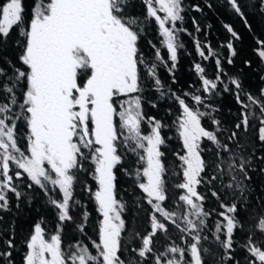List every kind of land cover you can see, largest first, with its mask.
<instances>
[{
	"label": "snow or ice",
	"instance_id": "6c2138e0",
	"mask_svg": "<svg viewBox=\"0 0 264 264\" xmlns=\"http://www.w3.org/2000/svg\"><path fill=\"white\" fill-rule=\"evenodd\" d=\"M139 2L142 18L132 11L136 0H33L28 15L24 0H0V212L10 211L9 194L17 201L25 196L20 186L27 181L57 220L51 234L33 225L21 264H264V87L256 94L245 88L243 68L251 69V60L235 74L224 66L235 64L234 41L241 36L223 25L231 37L220 44L227 56L194 38L200 60L214 61V74L194 62L199 88L178 92L171 85L178 82V53L185 47L180 34L191 35L180 26L184 0ZM225 2L251 30L240 0ZM246 6L264 16V0ZM192 10L203 9L197 4ZM149 21L161 38L159 46L147 42L151 61L141 43ZM192 24L199 33L195 17ZM14 30L15 60L3 55ZM256 44L264 73V40L257 37ZM259 79L264 82V74ZM224 94L238 106L227 123L211 103ZM157 101L169 105V114L175 105L171 125L146 114L145 105L156 108ZM171 127L180 145L172 153L174 183L162 150L168 139L162 130ZM129 154L135 160L125 166ZM117 169L141 194L133 204L147 214L142 231L128 229L131 209L118 193ZM78 185L98 214L94 239L87 237V209L79 222L71 214L81 205ZM206 193L220 210L206 207ZM67 224L79 237L66 244ZM173 230L180 243L169 235ZM15 250L14 238L0 239V264H15Z\"/></svg>",
	"mask_w": 264,
	"mask_h": 264
},
{
	"label": "trees",
	"instance_id": "16d2710c",
	"mask_svg": "<svg viewBox=\"0 0 264 264\" xmlns=\"http://www.w3.org/2000/svg\"><path fill=\"white\" fill-rule=\"evenodd\" d=\"M32 2L33 0H24V6L26 8L25 15H28L27 10L31 8ZM240 3L243 11L245 12L248 23L251 25V30H249L240 17L230 9L225 0H184V7L186 9L184 13L185 20L180 26L185 27L188 30V33H191V35L186 33L180 34V40L185 45V47L180 49L178 53V67L175 70L176 79L178 82L171 85L172 88L178 92L182 90H190L195 92L199 88L198 77L195 75L193 70L194 62H200L202 66L206 68V72L209 77L214 74V61H201L195 51L193 40L196 38L199 39L201 43L210 44L214 50L221 52L223 56H227V49L220 48L221 42H227L229 39H231L230 35L223 27L225 23L230 24L241 36L240 40L234 41V45L238 53V55L235 57V64L229 66L225 61V68L230 74H235L241 71L243 68L242 61L249 59L252 61V68H243V82L245 88L251 91L253 94H256L258 89L264 87V82L259 79V76L264 73H261L260 69L257 67L260 62L253 52V49L257 47V37L261 40H264V16H261L259 13H256L252 9L248 8L246 6L247 0H240ZM197 4L203 9L201 12L192 10L193 5ZM208 4H211L212 6L208 7ZM132 11L135 15L142 18L146 10L139 0H136V6L132 9ZM193 17H195L200 24L201 31L199 33L195 31L192 24ZM146 28L147 31L144 34L141 43L144 50L148 54L147 58L149 61H151L153 59L152 53L154 49L147 42L148 40H152L154 44L159 46L158 41L161 38L158 37V30L154 21H149L146 24ZM17 39L18 36L14 30L9 39V43L6 46V50L3 53V55H6L13 60H15L16 49H14L12 45ZM162 53L164 54L165 59H167V53L165 49H162ZM159 75L166 85L171 83L170 76L167 70L163 67L159 69ZM149 98L156 100L157 94L149 91ZM157 103L159 106L156 108L146 104V114L148 116H155L166 125H171V122L176 115L175 105H172V112L169 114V105L160 101H157ZM211 103L214 106L220 108V112L216 115L223 122L227 123L228 121L235 119L234 114L238 111V106L231 95L224 94L221 97H216L211 101ZM204 123L206 127H211L207 120H205ZM21 131H23V129H21ZM162 134L168 138L166 145L162 147V150L166 152L165 163L170 169V180L173 183L178 182L177 177L171 176V171L174 168V164L178 163V161H175V157L172 153L180 149L179 142L175 136V128H164L162 130ZM21 147H23V144H21ZM134 160L135 157L131 156V154L126 155L125 166H128ZM117 178L118 193L125 201L129 203V207L131 209L126 214L128 229L130 231H142L145 227H147V214L145 212L136 211L135 205L133 204V201L139 199L141 194L139 193L138 189H136L134 192L132 180L125 176L119 169H117ZM254 180L257 184L260 183V179L258 177H254ZM88 182L92 183L90 179ZM26 183L27 181L21 183L20 186V190L25 193V196L20 201H17L12 194H9V197L12 201L10 211L6 213L0 212V216L3 217V219L0 220V239L9 238L10 236L14 238L16 243V250L13 254L15 264H21V258L23 256V243L30 234L35 223H41L49 234L55 231L57 224L55 210L45 204V197L43 193L40 192L38 188L28 190ZM75 195L81 201V205L71 214L76 217L77 221L79 222L83 209H87V211L90 213L86 229L87 237L94 239L98 221V214L95 210V205L91 200H89L87 193L84 192L82 187L79 185L76 188ZM208 195L209 200L206 201V207L208 209L216 208L217 210H220L215 199L211 198L210 194ZM29 196H31L32 199H29ZM17 205L19 206L17 207ZM143 206L145 208L148 207L146 204ZM216 219L217 217L215 214H213V216L209 219V225H213ZM169 235L173 238V240H175L176 243H180V241L176 239L179 233L175 232V230L171 231ZM78 237L79 234L74 232V226L72 224H67L63 233L65 243L67 244V242L70 240H76ZM256 238L258 241L261 239L259 235H257ZM237 239L238 241H242L244 239V234L238 232ZM171 242L172 240L169 241V243ZM237 254L238 256L244 255V253L239 250Z\"/></svg>",
	"mask_w": 264,
	"mask_h": 264
}]
</instances>
